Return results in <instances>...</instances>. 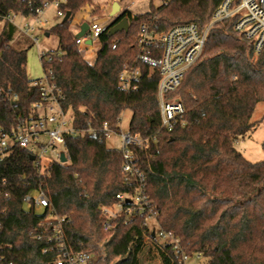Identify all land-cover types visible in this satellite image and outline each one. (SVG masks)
I'll return each instance as SVG.
<instances>
[{
    "label": "trees",
    "instance_id": "1",
    "mask_svg": "<svg viewBox=\"0 0 264 264\" xmlns=\"http://www.w3.org/2000/svg\"><path fill=\"white\" fill-rule=\"evenodd\" d=\"M56 1L72 19L47 31L58 36L60 53H47L52 58L43 61L44 74L61 90L62 107L74 115L78 131L104 123L118 131L120 117L131 111L129 132L144 142L132 149L159 229L154 237L148 227L143 233L158 249L161 263L183 264L184 256H199L205 264H264V161L251 163L235 147L254 130L253 115L264 103V50L256 53L254 43L235 31L236 18L215 24L203 55L171 94L185 106V125L168 131L161 126L159 71L138 62L141 27L162 33L196 23L204 29L224 0H162L158 8L150 0L145 14L126 10L98 39L93 63L83 58L73 27L91 0H0V128L6 131L29 119L41 101L39 89L32 86L35 79L27 74L30 48L16 42L20 33L12 18H32ZM125 18L129 30L110 36V29ZM125 65L140 70L133 91H123L119 84ZM14 95L16 102L6 99ZM66 145L70 162L51 164L45 172L19 146L0 163V264L55 260L56 253L44 249L56 221H46L49 210L38 214L25 209L23 199L30 191L45 193L55 217L68 221L69 249L93 255L94 264L103 260L100 244L123 227L122 218L118 229L105 233L102 214L117 203L118 194L136 187L124 181L123 151L90 134L67 135ZM160 235L172 241L161 243Z\"/></svg>",
    "mask_w": 264,
    "mask_h": 264
},
{
    "label": "built area",
    "instance_id": "2",
    "mask_svg": "<svg viewBox=\"0 0 264 264\" xmlns=\"http://www.w3.org/2000/svg\"><path fill=\"white\" fill-rule=\"evenodd\" d=\"M54 5L57 9V17L64 18L65 14L59 9L60 2L45 4L36 11L32 17L36 24L48 26V20L43 19L45 10ZM93 11L84 21L80 20L76 25L77 34L81 31V25L87 23L89 28L83 38H77L76 43L86 57L96 58V47L100 36L108 29L109 25H102L93 16ZM236 18L235 31L246 40L254 43L256 53L264 50V0H224L215 10L210 24L201 29L196 23L178 25L166 32L154 33L143 25L140 30V46L143 53L138 57V62L157 68L160 74L158 85V102L162 129L172 130L177 125L184 126L186 109L182 101L177 97H171L184 78L186 72L201 58L205 50L208 35L212 27L227 20ZM13 20V18H12ZM34 30L27 25L20 29V34L28 36ZM92 41L87 45L86 41ZM37 42V40H35ZM116 49V44L113 45ZM158 52V53H157ZM43 61H50L51 56L42 53ZM140 78V70L125 65L119 76V84L123 91H133L137 88ZM32 86L38 88L41 101L36 103L33 114L29 119H20L17 126L10 131L0 128V163L10 154L15 146L27 149L34 158L35 165L40 171L45 172L51 164L66 165L70 162V156L66 145V136H84L90 134L95 138L107 141L115 132L108 123H104L99 129L78 131L73 126L74 115L65 111L62 107L63 100L61 90L53 83L52 76L35 79ZM0 96L2 93L0 92ZM7 100L16 102V95L6 96ZM121 117L119 123H121ZM144 142L130 132L122 135L123 165L122 175L127 185L136 183L134 191L130 194H118L117 203L112 207L102 209L106 217L103 225L104 232L110 233L112 229H118L116 223L124 219L123 227L116 234L127 231L128 237L134 242L139 241L150 245L153 251L160 257L158 249L146 236L143 240V227H148V221L156 219V213L151 204L144 197L145 178L137 164V158L132 147H142ZM62 155L67 162L62 163ZM24 207L28 211L42 214L49 210L46 221H56L51 228V234L46 235L49 244L44 252L56 253L53 264H94L96 257L88 253H73L64 233L66 218L55 217L51 204L41 190L28 192L23 199ZM45 223H40L44 227ZM156 235V234H155ZM44 236L39 235L38 239ZM159 237H168L160 235ZM146 241V242H145ZM189 258L184 256L182 263ZM161 260V259H160Z\"/></svg>",
    "mask_w": 264,
    "mask_h": 264
},
{
    "label": "rangeland",
    "instance_id": "3",
    "mask_svg": "<svg viewBox=\"0 0 264 264\" xmlns=\"http://www.w3.org/2000/svg\"><path fill=\"white\" fill-rule=\"evenodd\" d=\"M118 2L122 9L127 6L131 7L132 14H145L150 10V0H91V3L86 5L84 9L73 19V27L78 22L84 21L93 11V15L97 22L102 25H108L113 22L111 16L112 6ZM163 4L162 0H154L153 6L160 7ZM96 10V12H95ZM49 21L48 26H41L36 24L32 18H24L21 16L13 17V22L19 29L27 25L33 26L34 30L27 36L28 42L25 40L23 34L17 35L16 42L22 41L23 48H30L28 52L27 74L31 79H39L44 77V69L42 65V53H57L59 52V38L55 34L47 36L53 26L61 23L63 18L57 17V9L54 5H50L42 17ZM4 22L0 21V32L2 31ZM74 32L77 34L76 28ZM25 40V41H24ZM37 40V42H35ZM60 53V52H59ZM85 60L92 61L93 58L86 57V53H82ZM96 60V58H95ZM95 60L93 62H95ZM132 119L131 111H127L121 117L119 130L111 134L106 141L108 148L121 149L122 135L129 132V127ZM253 122L256 126L244 138L239 139L235 143V147L244 155V157L251 163H258L264 161V103L257 106L253 115ZM148 228L152 233L158 232L157 221L152 219L148 221ZM143 240L146 236L142 235ZM161 243L172 241L168 237H159ZM146 242V241H145ZM100 249L103 254L101 264H162L160 257L153 251L152 247L146 243L139 241V238L134 242L128 237L127 231L113 235L107 238L100 244ZM185 264H205V260L199 256L190 257L185 261Z\"/></svg>",
    "mask_w": 264,
    "mask_h": 264
},
{
    "label": "water",
    "instance_id": "4",
    "mask_svg": "<svg viewBox=\"0 0 264 264\" xmlns=\"http://www.w3.org/2000/svg\"><path fill=\"white\" fill-rule=\"evenodd\" d=\"M125 11L122 10L120 4L118 2H115L112 6V12H111V16L113 17V22L110 23L109 27L114 24L118 18L124 13ZM72 19V15L70 12H68L62 23H66L68 21H70ZM89 26L87 23H83L81 25V31L77 34V38H83L85 36V33L86 31L88 30ZM129 30V22H128V19H123L121 22L117 23L116 25H114L111 29H110V36H115L116 34L118 33H121V32H127ZM47 36H49V34H47ZM86 44L87 45H91L92 44V41L90 40H87L86 41ZM34 160V158H33ZM61 162L62 163H65L67 162V159L65 158L64 155H62V158H61ZM152 236L154 237L155 236V233H152Z\"/></svg>",
    "mask_w": 264,
    "mask_h": 264
},
{
    "label": "crops",
    "instance_id": "5",
    "mask_svg": "<svg viewBox=\"0 0 264 264\" xmlns=\"http://www.w3.org/2000/svg\"><path fill=\"white\" fill-rule=\"evenodd\" d=\"M122 10H124V11H126V10H130L131 11V7L130 6H127V7H125L124 9H122ZM77 22H79V21H77ZM78 24V23H77ZM76 24V25H77ZM76 25H74L75 27H74V29L76 28ZM30 78V77H29ZM31 79V78H30ZM32 80H34V79H32Z\"/></svg>",
    "mask_w": 264,
    "mask_h": 264
}]
</instances>
